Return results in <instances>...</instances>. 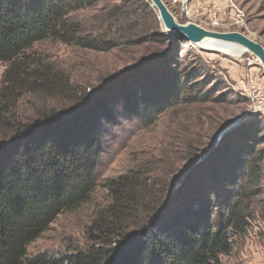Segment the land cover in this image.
<instances>
[{"label": "trees", "instance_id": "16d2710c", "mask_svg": "<svg viewBox=\"0 0 264 264\" xmlns=\"http://www.w3.org/2000/svg\"><path fill=\"white\" fill-rule=\"evenodd\" d=\"M102 1L0 0V264H222L232 238L247 234V211L261 192L264 155L249 127L225 134L169 198L167 180L142 168L106 180L110 201L93 215L85 246L27 252L60 213L89 200L102 138L115 125L128 120L147 129L175 106L215 102L205 75L180 68L167 53L148 56L113 81V90L89 96L75 93L63 70L35 57L33 47L47 39L105 53L166 43L153 30L158 21L147 0H121L94 18L99 26L83 25L75 14ZM26 97L61 106L37 107L21 121Z\"/></svg>", "mask_w": 264, "mask_h": 264}, {"label": "rangeland", "instance_id": "374dc122", "mask_svg": "<svg viewBox=\"0 0 264 264\" xmlns=\"http://www.w3.org/2000/svg\"><path fill=\"white\" fill-rule=\"evenodd\" d=\"M120 1L103 0L96 9L81 10L75 15L86 27L99 26V19L94 18L106 13L109 6ZM162 1L179 23L192 22L217 32H239L264 47V0ZM152 10L158 21L153 30L167 36L164 45L151 42L105 53L47 39L36 44L33 53L43 63L63 70L69 77L74 92L85 93L86 96L121 72L139 69L148 56L167 53L169 57H178L180 68L189 71L195 68L200 71L201 77L205 75L209 82L207 88L214 86L215 102L175 106L147 129L135 127L128 120L115 125L114 130L102 138L99 180L89 200L60 213L27 246L29 255L43 251L57 254L69 248L85 246L86 228L93 215L110 201L108 190L104 187L105 181L131 169L142 168L140 170L150 177L161 176L160 180L166 179V187L161 184L159 189L162 191L165 187L166 198H169L177 189L174 187L177 184L180 186L178 177L183 169L191 166L189 172L193 171L216 150L222 137L228 132L233 134L249 127L250 139L258 142L257 149L264 155V112H256L250 108L252 100L245 92H250L247 85H254L264 93V71L258 60L248 52L240 57H231L192 46L186 41H175L173 39L178 37L162 31L157 13L153 8ZM140 13L144 14L142 11ZM143 20L150 22L148 19H141ZM133 21L139 23L140 19ZM4 69V64L0 63V86ZM152 75L156 78L159 76L156 73ZM114 82L104 86L102 91L113 90ZM43 98L29 101L27 97L23 98L18 107V113L22 117L20 120L32 119L37 107L40 110L60 108L61 103ZM230 124L232 126L229 130L218 139L219 133ZM206 170H209L207 166ZM259 187L261 192L253 199L247 211L250 218L247 234L232 238V251L228 256H222V264H264V161Z\"/></svg>", "mask_w": 264, "mask_h": 264}, {"label": "water", "instance_id": "95a60500", "mask_svg": "<svg viewBox=\"0 0 264 264\" xmlns=\"http://www.w3.org/2000/svg\"><path fill=\"white\" fill-rule=\"evenodd\" d=\"M147 1L149 2V5L156 11L160 25L163 28L162 31L167 35L181 38L192 46H198L206 39L217 40V42H219L221 46H238L243 49V53L248 52L252 56H254L258 60L260 67L264 71V47L258 42H255L245 35L235 31L217 32L213 30H207L192 22L179 23L162 0ZM135 70L137 69L133 68L121 72L117 77L111 79V81L106 82L100 88H103L107 84L115 81L120 76L133 72ZM100 88H98V90ZM96 91L97 89L94 90L91 94ZM230 126H232V124L228 125L219 133L218 139H220L221 135L225 133V131L229 130ZM190 168L191 166L183 169L181 175L178 177L179 184H181V182L183 181L184 176L188 174ZM178 186L179 185L177 184V186H175L174 188L176 189L178 188Z\"/></svg>", "mask_w": 264, "mask_h": 264}, {"label": "bare ground", "instance_id": "6f19581e", "mask_svg": "<svg viewBox=\"0 0 264 264\" xmlns=\"http://www.w3.org/2000/svg\"><path fill=\"white\" fill-rule=\"evenodd\" d=\"M207 50H214L231 57H240L243 54V49L238 46H221L217 40L206 39L198 45Z\"/></svg>", "mask_w": 264, "mask_h": 264}, {"label": "built area", "instance_id": "2783aa9c", "mask_svg": "<svg viewBox=\"0 0 264 264\" xmlns=\"http://www.w3.org/2000/svg\"><path fill=\"white\" fill-rule=\"evenodd\" d=\"M242 83L244 84L243 80ZM247 86L250 92L248 93L246 90L245 92L247 93V96L252 100V105L250 108L256 112H264V93L257 89L254 85Z\"/></svg>", "mask_w": 264, "mask_h": 264}]
</instances>
